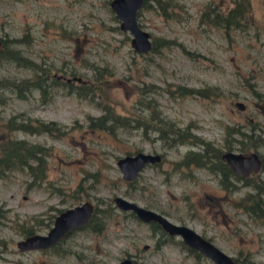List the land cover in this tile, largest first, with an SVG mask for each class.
<instances>
[{
	"label": "rangeland",
	"instance_id": "rangeland-1",
	"mask_svg": "<svg viewBox=\"0 0 264 264\" xmlns=\"http://www.w3.org/2000/svg\"><path fill=\"white\" fill-rule=\"evenodd\" d=\"M234 1L146 0L137 20L155 49L139 53L109 0H0V37L7 42L0 52V145L5 133H12L48 146L42 179L32 181L24 169L0 176V206L6 213L0 222V264H113L129 254L131 264H216L189 252L179 235L162 234L118 208L112 200L116 193L192 226L237 264H264V219L249 212L243 199L264 179V0H249L241 25H214L209 7L226 10ZM14 49L32 60L30 67L7 58ZM36 73L67 78L72 87L84 78L102 90L85 95L59 85L49 88L47 99L37 89L18 96L15 80H35ZM185 87L209 92H185ZM106 102L132 122L140 119L142 127L90 128L88 115L101 113ZM20 115L55 119L68 129L58 135L10 130L9 121ZM166 124L185 141L170 143L159 136L157 127ZM232 127L248 136L240 141ZM225 142L236 150H256L263 161L250 173L251 182L239 179L233 190L221 185L220 171L182 161L188 149L222 150L228 148ZM138 149L162 157L129 181L116 159ZM260 194L264 198V188ZM84 198L105 209L101 231L76 228L59 240L58 250L17 248L23 227L44 232L55 213Z\"/></svg>",
	"mask_w": 264,
	"mask_h": 264
},
{
	"label": "trees",
	"instance_id": "trees-1",
	"mask_svg": "<svg viewBox=\"0 0 264 264\" xmlns=\"http://www.w3.org/2000/svg\"><path fill=\"white\" fill-rule=\"evenodd\" d=\"M145 3L146 0H143L142 6H144ZM213 6L214 5L210 6L208 10L214 13L213 16L211 17V21L214 25H221L225 27L239 26L243 24L241 19L242 16L245 13H247L249 10V0H235L233 2V5L226 6V10L214 8ZM210 8L213 9L210 10ZM6 44H7L6 40L3 39V47ZM3 47L0 49V52L3 49ZM151 49L152 50L155 49L153 43ZM11 57L15 59V61L20 65L30 67L32 64V60L22 55L18 49H14L13 53H11L10 56L7 55V58H11ZM3 58H5V56ZM1 59L2 58H0V60ZM71 76L76 77L77 75L73 73ZM35 77H36L34 78L35 80H31V79L24 80L22 83L20 82L18 83L17 80H15L16 84L19 85V88L17 89L18 96H23V97L27 96L28 92L37 89L39 90V92H41L43 99H47L50 96L49 88L59 85H63V86L65 85V87H67L69 91H76V93L78 94L83 93L85 95L88 93L93 94L95 92H101L102 90L98 83H96L98 86V89L96 90V85L94 84V82L86 83L84 78L83 81H78L75 83L76 87H72L73 84L71 80L67 78L62 79L54 73H36ZM75 79L80 80L81 77L80 79L77 78ZM9 83L11 84V81H9ZM3 88L4 86L1 84V80H0V91ZM185 88H186L185 92H197L202 95H205L209 92L207 88H193V87H185ZM153 117L154 115L152 114L151 118ZM132 119L133 118L124 115V113L117 111L111 104L106 102L102 104L101 113L97 115H88L87 125L90 128L104 129L109 132H114L115 128L121 127V125L122 126L131 125L133 128L142 127L140 126L141 123L140 119L136 118L134 122H132ZM158 119L162 121L161 118ZM143 126H144L143 129H148V127H146L147 124L143 123ZM167 126L168 124L165 125L166 129L162 128L163 126L157 127V130H159L158 132L159 136L169 139L170 143L185 141V138L181 137L179 132L174 128V125L169 124L168 129ZM9 127L11 128L10 130L23 129L25 131H29L32 133L47 132L57 135L60 133L62 134L65 133L68 129V125L56 121L55 119L42 120L28 115H20L16 121L10 120ZM232 129L236 130V132L240 135L241 137L239 139L240 141H242L243 137L248 136V133H246V131H244L240 127L238 128L232 127ZM226 130L228 132L230 131L228 125H226ZM199 141L200 140H191V142H195V143H198ZM225 143L227 144L228 147L232 145L229 144V142H225ZM251 145L255 146V144H251ZM47 148L48 146L45 144L27 142L22 137L13 136L12 133L10 134L5 133V136L2 138V142L0 145V176L4 175L5 173H7V171L12 169H24L31 176L32 181L42 179L43 177H45L47 173L46 157L44 152ZM212 148L215 151H213ZM212 148L205 147L204 145L202 149L200 148L188 149L185 154L186 157H184L182 161L183 163L185 162V164L195 163V165H206L211 169L222 172L223 176H225L226 174L229 175V173H231V170L228 164L221 159L220 149H215L214 147ZM241 148H245V146L241 145ZM211 152L213 154H211ZM130 180L131 179H129V181ZM55 187L58 189V185ZM248 193H250V191ZM243 199H244V205L248 207L249 212L251 213L253 212L254 214L264 219V208L263 207L261 208L260 206V205L263 206L264 202H262L260 197L257 196V193L256 194L251 193L245 195ZM249 201L251 202L247 204V202ZM108 205L110 206V208L113 207L111 203H109ZM106 210L110 212V210H108L107 207ZM4 211L5 210L0 206V222L2 221L3 217L6 214ZM125 211H128L133 216H136L132 210H125ZM105 214H106L105 209L103 207H100L98 204L94 203V209L88 221L81 225L71 228L68 232H66V234L69 233L70 231H73L76 228H85L87 226H89V229L93 231H101L105 226V221L103 219V216ZM35 220H37L38 222H42L41 218H36ZM149 222L152 224L153 228H157V230L165 232L157 222L155 221H149ZM33 231H35L33 226L22 228V232L24 234ZM66 234H64L55 243L51 244L46 248L58 250V242ZM0 240H2V238ZM182 244L189 250V252L193 253L195 256L197 257L203 256V254L200 253L195 248H192L185 243ZM234 258L237 264L236 257ZM22 264H37V263L35 261H32V262H25Z\"/></svg>",
	"mask_w": 264,
	"mask_h": 264
},
{
	"label": "water",
	"instance_id": "water-1",
	"mask_svg": "<svg viewBox=\"0 0 264 264\" xmlns=\"http://www.w3.org/2000/svg\"><path fill=\"white\" fill-rule=\"evenodd\" d=\"M143 0H109V5L119 20L121 30L130 34L131 47L139 52L146 53L152 47L150 33L142 28L137 20V12L141 8ZM2 38L0 37V48ZM80 79V76H76ZM235 105L244 107L242 100H236ZM221 157L229 167L239 174H247L251 169H258L261 159L256 150L243 152L241 150L225 149ZM161 158L159 151L138 149L134 152H126L116 159V164L121 170L124 179L134 178L146 163H153ZM113 203L120 209L132 210L143 221H155L169 234L179 235L188 246L195 248L204 256L210 258L216 264H236L232 254L214 243L209 237L201 234L186 223H178L168 218L162 212L145 206L122 194L112 196ZM94 209V201L90 198L68 205L54 214L52 223L44 232L33 231L16 239L18 249L43 248L55 243L71 228L88 221ZM146 245V244H145ZM144 245V246H145ZM143 246V247H144ZM132 257L125 255L113 264H131Z\"/></svg>",
	"mask_w": 264,
	"mask_h": 264
},
{
	"label": "flooded vegetation",
	"instance_id": "flooded-vegetation-1",
	"mask_svg": "<svg viewBox=\"0 0 264 264\" xmlns=\"http://www.w3.org/2000/svg\"><path fill=\"white\" fill-rule=\"evenodd\" d=\"M226 149V148H225ZM225 149H222V150H220V157H221V152L223 151V150H225ZM227 149H233V150H236V149H234V148H232V147H228ZM241 151H243V150H241ZM243 152H246V151H243ZM160 154H161V152H160ZM259 154V153H258ZM161 157H162V154H161ZM259 157H260V154H259ZM221 159H222V157H221ZM260 159H261V165H260V167H262V164H263V161H262V158L260 157ZM161 160V158L158 160V161H160ZM223 160V159H222ZM158 161H156V162H158ZM224 162H226L225 160H223ZM153 163H155V162H153ZM227 163V162H226ZM146 164H148V163H146ZM145 164V165H146ZM190 164V163H189ZM228 164V163H227ZM144 165V166H145ZM143 166V167H144ZM228 166H229V164H228ZM142 167V168H143ZM259 167V168H260ZM141 168V169H142ZM230 168V167H229ZM258 168V169H259ZM258 169H251L247 174H239L238 172H236V171H233L231 168H230V170H231V173H229V175L228 174H226L225 176H223V174H222V172H220L221 174H220V183H221V185H223V183L224 184H228L229 185V187L233 190V189H235L237 186H238V180L240 179V180H242L243 182H245V183H249V182H251L254 178L253 177H251V172L252 171H257ZM139 173V172H138ZM257 177H259L258 175H257ZM248 180H247V179ZM260 178V177H259ZM247 181V182H246ZM254 186L257 188V190H256V193H257V196H259L260 197V199L262 200V202H264V198H263V196H261L262 194H260V190L261 189H263L264 188V179H259V180H257V182L254 184ZM255 193V194H256ZM238 202H236V204H240V200H237ZM264 205V204H263ZM261 206V208H262V205H260ZM160 233H162V234H169V233H167L166 231L165 232H162V231H160V230H158ZM164 231V230H163ZM68 232V231H67ZM66 234V233H65ZM129 255H131V254H129Z\"/></svg>",
	"mask_w": 264,
	"mask_h": 264
},
{
	"label": "bare ground",
	"instance_id": "bare-ground-1",
	"mask_svg": "<svg viewBox=\"0 0 264 264\" xmlns=\"http://www.w3.org/2000/svg\"><path fill=\"white\" fill-rule=\"evenodd\" d=\"M2 47H3V39H2V46H1V48H2ZM1 48H0V49H1Z\"/></svg>",
	"mask_w": 264,
	"mask_h": 264
}]
</instances>
